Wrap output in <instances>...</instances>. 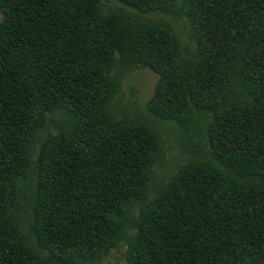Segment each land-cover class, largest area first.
Listing matches in <instances>:
<instances>
[{
    "label": "trees",
    "instance_id": "16d2710c",
    "mask_svg": "<svg viewBox=\"0 0 264 264\" xmlns=\"http://www.w3.org/2000/svg\"><path fill=\"white\" fill-rule=\"evenodd\" d=\"M97 1L0 0V264H36L6 217L5 194L26 170L47 112L63 110L73 125L39 155L36 240L71 263L118 240L155 142L143 131L103 136L105 65L116 51L154 68L153 106L177 113L190 100L212 113L215 163L170 183L140 225L137 264H264V0H191L199 46L192 92L170 75L178 59L167 38L115 18L93 22ZM118 1L156 11L172 0Z\"/></svg>",
    "mask_w": 264,
    "mask_h": 264
},
{
    "label": "rangeland",
    "instance_id": "374dc122",
    "mask_svg": "<svg viewBox=\"0 0 264 264\" xmlns=\"http://www.w3.org/2000/svg\"><path fill=\"white\" fill-rule=\"evenodd\" d=\"M190 3L191 0H172L167 9L140 11L118 0H98L94 6L96 16L92 21L104 22L108 19L110 22L115 18L114 21H119V24L130 29L151 31L149 37L153 40V34L167 38L170 50L172 49L178 59L173 62L171 78L182 81L192 92L199 73V46L196 15L190 8ZM1 18L0 12V20ZM108 57V63L105 65L108 71V85L105 100L99 110L103 136L122 137L143 131L154 139L153 155L149 158V166L144 170L138 194L132 201L127 216L119 224L116 233L118 240L111 243L113 246L108 250L104 248L94 255H86L71 263L66 256H58L46 242L37 241L30 228L39 155H44L45 143L51 135L73 125L71 115L65 111L47 112L43 126L34 134L33 142L31 141L26 170L18 178L13 194H5L11 202L6 217L8 215L15 236L26 247L36 264L143 262L144 251L138 246V238L140 243L146 241L145 234L142 238L139 231L142 221L151 214V210L161 205L160 199L180 173L215 163L210 152L212 113L207 110V105L206 108H201L200 103H195L193 99L194 103H191L187 98L189 107L182 106L177 113H171L173 108L167 111V107L153 106L152 97L158 83L154 68L131 57H121L117 51ZM243 108L241 103L238 110Z\"/></svg>",
    "mask_w": 264,
    "mask_h": 264
}]
</instances>
